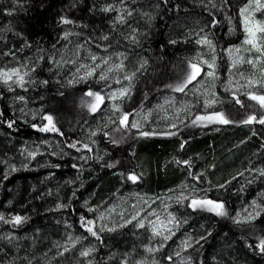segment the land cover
Here are the masks:
<instances>
[{
  "label": "trees",
  "instance_id": "1",
  "mask_svg": "<svg viewBox=\"0 0 264 264\" xmlns=\"http://www.w3.org/2000/svg\"><path fill=\"white\" fill-rule=\"evenodd\" d=\"M247 3L0 0V73L16 71L0 76V264H264V124L243 123L264 116L247 95L264 86L243 87L264 58L228 55L258 57ZM192 63L200 75L174 91ZM89 91L105 97L95 112ZM213 112L231 123L192 124ZM125 114L139 127H121ZM46 116L57 131L39 130ZM190 193L227 214L192 208ZM142 202L168 204L170 232L142 222Z\"/></svg>",
  "mask_w": 264,
  "mask_h": 264
},
{
  "label": "snow or ice",
  "instance_id": "2",
  "mask_svg": "<svg viewBox=\"0 0 264 264\" xmlns=\"http://www.w3.org/2000/svg\"><path fill=\"white\" fill-rule=\"evenodd\" d=\"M109 8H105L104 11H109ZM264 11V0H248V3L245 4L241 9H240V14L243 19V25H244V32H245V40L244 44L250 46V51L254 50L256 52L260 53V57H257L256 60H244L243 58H240L239 60H236L233 62V67L236 66L237 63H248L251 64L253 67H256L257 63L260 61L261 57H264V21L262 20H257L255 18V13L256 12H262ZM63 23H71V21L62 18ZM201 41H198L200 43ZM204 43H208L210 45V41H203ZM191 67V72L188 73L186 79L176 85L173 90L177 92H183L185 88L188 86V84H191L194 80H196L197 76L200 75L201 69L198 67L197 64L192 63L190 64ZM209 68H213L214 64L208 65ZM262 72H264V68L261 69ZM15 72V70H14ZM5 77L8 79H11V77L8 75V73L3 74ZM88 75H92L91 72L88 73ZM207 75L212 76L213 78L215 77L214 72H209ZM101 79H105V77H101ZM125 79H131L130 77H125ZM6 82V81H5ZM19 82L22 84L23 83V78L20 77ZM255 81L252 79L248 80V86L249 87H254L255 86ZM261 86H264V81H261ZM128 89H122L119 93L120 96H126L128 94ZM87 96L94 97V101L88 105L90 111L95 112L100 104L104 102L105 97L101 96L99 93H93L91 91L85 93ZM248 98L250 100L255 101L257 104H259L260 108H264V94L262 93H256V92H249L247 93ZM113 99L116 98V94L114 93L112 96ZM212 103L214 101H207L205 104V107H211ZM236 103L239 104L241 103L239 99H236ZM119 111V109H116ZM129 115L130 114H125L121 117L120 119V125L121 127H128L129 125L131 127H139V125L135 122H130L129 121ZM48 121V124L45 125L44 127L40 128V131H57L54 123H53V118L51 116H46L44 117ZM200 122L202 125L203 124H212V123H219V124H228L231 123V121L225 117V115L221 112H213L211 115H205V116H196L195 119L192 121L193 125H197V123ZM252 122H257L260 124H264V116H261L260 119H257L255 115H250L246 120L243 121V123L248 124ZM12 124H9V127H11ZM175 125H173L174 127ZM94 134V133H93ZM142 136H148L150 133L148 132H141L140 133ZM168 135H175V133H167ZM72 147H75V144L71 145ZM87 147V145H85ZM183 147V145H181ZM186 163V162H185ZM129 179L135 180V176H130ZM191 207L193 208H200L209 212H214L218 216H224L226 215V211L224 210V205L222 203H217L213 200L210 199H193L190 204ZM135 219V217H133ZM4 217L0 215V220H3ZM24 217L21 216H15L12 219V223L19 225L24 221ZM83 220V217L81 218ZM172 220H169V223H171ZM93 222L92 221H86L87 225H91ZM143 227V224L141 223L140 225ZM162 228L166 231H171L170 229H167L166 226L161 225ZM87 231L93 235L96 236L97 233L93 231L92 227H87ZM155 235H162L161 231H155ZM170 238V236H165V239ZM79 240V238H76ZM74 246V245H73ZM257 247L260 248L261 251H264V240H261L260 243L257 245ZM68 249L65 248V251ZM91 252V249L85 250L81 252L82 256H88ZM171 259V257H169Z\"/></svg>",
  "mask_w": 264,
  "mask_h": 264
},
{
  "label": "rangeland",
  "instance_id": "3",
  "mask_svg": "<svg viewBox=\"0 0 264 264\" xmlns=\"http://www.w3.org/2000/svg\"><path fill=\"white\" fill-rule=\"evenodd\" d=\"M242 18V17H241ZM242 24H243V19H242ZM243 28H244V25H243ZM245 40V38H244ZM254 51V50H252ZM238 52L237 50H229L228 51V55L230 57V60L232 62L236 61L239 59V56H238ZM258 57H260V53H258ZM264 57H261V59H263ZM190 72H191V69H190ZM4 73H8V75L11 77V75H13L14 73H16V71L14 72V70H7V71H3L0 73V76L1 77H4V78H7L5 77L3 74ZM258 76H256L255 78H249V79H252L253 81H255V85H261V81H264V72H261L260 73V77L257 78ZM249 79H245L244 78V81H243V87L246 88V87H249L248 86V80ZM235 81H236V78H235ZM230 88L232 90H236L238 88V85L235 84V85H232L230 84ZM116 94L118 95L120 93L119 90H114L112 93H111V96H113V94ZM137 117V115H136ZM136 117H134V120L133 122L139 124L138 120L136 119ZM187 198L188 199V203H189V206L191 204V201L193 199H203V198H199L197 196H193L191 193L188 194V195H184L181 197V200ZM168 204L166 205H160V207H158L157 209L156 208H152L150 207L149 204L147 203H143L140 205V206H136L135 207V210H134V213L139 215V214H142V217H143V220L142 222L144 221V223H146L148 226L151 227L152 231L154 232L155 231H161L162 234L166 233V230H164V228L161 227V225H164L166 226L167 229L170 228V225L171 223H169V220L171 219L172 220V216L169 214V211H168ZM193 208V207H192Z\"/></svg>",
  "mask_w": 264,
  "mask_h": 264
}]
</instances>
